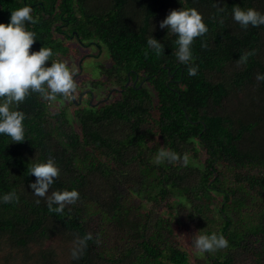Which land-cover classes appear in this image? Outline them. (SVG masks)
I'll return each mask as SVG.
<instances>
[{"label": "trees", "instance_id": "obj_1", "mask_svg": "<svg viewBox=\"0 0 264 264\" xmlns=\"http://www.w3.org/2000/svg\"><path fill=\"white\" fill-rule=\"evenodd\" d=\"M24 5L35 19L26 22L36 33L30 51L52 49L49 62L65 53L53 46L59 38L105 51L94 80L105 94L91 100L86 90L73 102L31 93L19 105L25 140L0 135V196L18 197L0 202V264H61L54 237L70 243L66 264H190L179 235L193 250L201 232L222 234L228 247L197 264H232L237 250L264 264V81L256 79L264 25L243 29L232 19L234 7L264 13V0H0V22ZM180 7L195 8L208 27L192 44L195 76L177 60L176 36L159 27ZM151 35L164 45L160 55L147 46ZM52 99L68 104L52 110ZM162 147L188 165L156 164ZM49 157L60 172L47 195L79 192L62 213L28 187L31 164Z\"/></svg>", "mask_w": 264, "mask_h": 264}, {"label": "clouds", "instance_id": "obj_2", "mask_svg": "<svg viewBox=\"0 0 264 264\" xmlns=\"http://www.w3.org/2000/svg\"><path fill=\"white\" fill-rule=\"evenodd\" d=\"M32 8L29 5L18 7L10 12L7 23L0 22V135L9 138L10 142H22L25 140V113L20 110L19 105L31 93H39L45 98L55 97L57 94L70 97L75 102L83 101L87 91H81L80 98L76 100L75 93L79 89L75 76H79L82 68L80 56L76 63L80 70L76 72L66 62L53 60L52 49L40 47L39 50H32L31 46L36 41V33L26 27L27 23H35L31 15ZM232 19L241 28L249 26L258 27L264 25V13L255 8L234 7ZM153 25L151 31L153 30ZM161 29H167L176 36L177 45L175 55L178 62L188 65V75L195 76L198 66L193 63L192 44L194 38L201 37L208 32V27L203 22L202 15L195 8H178L170 10L167 15L159 21ZM147 46L156 54L164 52V45L152 35L146 41ZM76 45V49L88 53L91 49V56L99 58L100 50L95 45ZM95 48V49H92ZM80 52V51H78ZM92 54H94L92 56ZM248 53L239 57L240 63H246ZM76 58V57H75ZM76 79H78L76 77ZM258 81H264V74L256 75ZM93 97V95H92ZM154 162H182L188 165V156L181 157L171 149L160 148L155 155ZM60 169L54 159L49 157L46 160H36L31 164L29 174L35 176L28 187L37 197H46L47 207L56 213H62L66 205L73 204L79 198V192L75 189H63L52 191L47 195L54 179L59 175ZM18 199L15 192H9L0 196V202H11ZM39 203V200H37ZM90 233L77 241V248L73 249L72 256L78 258L87 240H91ZM193 244L200 253H208L228 247V240L217 233L201 232L196 235Z\"/></svg>", "mask_w": 264, "mask_h": 264}, {"label": "rangeland", "instance_id": "obj_3", "mask_svg": "<svg viewBox=\"0 0 264 264\" xmlns=\"http://www.w3.org/2000/svg\"><path fill=\"white\" fill-rule=\"evenodd\" d=\"M65 42L66 41L62 40L61 38H59V40H56L53 42L54 47L57 48L58 45H60L63 48V51L65 52V53H63V52L59 51L57 54L61 61L66 62L70 68H74L77 72L78 69L80 70L79 65H77V63H76L77 59H79L78 57L80 56L81 60L85 59V61L82 62V64H81L83 69L80 71L79 76H75V81H76V83H78V86H79V89L76 90L75 97H77L79 99L81 91L89 90L91 93L94 94L93 99H91V100H95L94 97L101 96L100 101L103 102V98H104L103 95L105 94V92L100 90L101 87L99 85L97 86L98 88H95L94 80L95 79H101V76H103V74H104L103 71L101 70L102 66L100 65V62L107 60V55H106L105 51L102 50V55L99 58L94 57L93 56L94 54H92L93 57H90L91 52H92L91 49H88V53L86 54V53H84V51H81V49H79V50L76 49V45H77L76 43H78V42H76L75 40L70 41L71 42L70 44H67ZM93 45H95V44H93ZM77 46H79V45H77ZM64 49H67V50H64ZM92 49H95V48H92ZM78 51H80V52H78ZM99 74L101 76H99ZM76 77L78 79H76ZM90 92L88 94H90ZM112 95L107 94L106 103L108 102V98L110 100L113 99V97H111ZM84 98H86V97H83V99ZM96 100H98V99H96ZM73 102H75V100H73ZM61 104H68V101H64V100L53 101V99H52V101H50L49 107H52V110H54L53 107H58ZM64 106H61V107H64ZM71 111H72V107L70 105L67 108V112L71 113ZM145 204H146V206H150L149 203H145ZM178 240L180 242V246L183 249L187 250V252L189 254V263L190 264H197L199 261H201L203 259L202 254L198 250L197 251H196V249L192 250L188 247V243L191 241L190 238H185L184 235H179ZM49 242H50L51 246H53V248H55V251L58 252L60 263L66 264L68 262V259H69L67 250H69V248L71 247L70 243H65L63 241V239H61L59 237L58 238L54 237L53 239L49 240ZM49 242H47V243H49ZM63 250H65V251H63ZM203 264H211V263L205 261ZM232 264H254V261L252 259V256L247 251L243 252V250H237L236 253L233 254V263Z\"/></svg>", "mask_w": 264, "mask_h": 264}, {"label": "crops", "instance_id": "obj_4", "mask_svg": "<svg viewBox=\"0 0 264 264\" xmlns=\"http://www.w3.org/2000/svg\"><path fill=\"white\" fill-rule=\"evenodd\" d=\"M66 50V49H65ZM74 60V59H73Z\"/></svg>", "mask_w": 264, "mask_h": 264}]
</instances>
